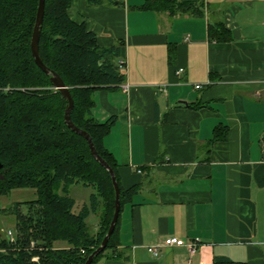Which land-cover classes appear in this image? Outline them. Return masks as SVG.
<instances>
[{
  "label": "crops",
  "instance_id": "obj_1",
  "mask_svg": "<svg viewBox=\"0 0 264 264\" xmlns=\"http://www.w3.org/2000/svg\"><path fill=\"white\" fill-rule=\"evenodd\" d=\"M161 1L71 0L68 12L100 47L116 46L126 72L95 91L92 112L115 116L104 144L123 188H139L99 264H264V0H173L198 1L201 14L150 5ZM216 22L229 39L210 36ZM168 236L202 245L147 252Z\"/></svg>",
  "mask_w": 264,
  "mask_h": 264
},
{
  "label": "trees",
  "instance_id": "obj_2",
  "mask_svg": "<svg viewBox=\"0 0 264 264\" xmlns=\"http://www.w3.org/2000/svg\"><path fill=\"white\" fill-rule=\"evenodd\" d=\"M108 1L112 0H87L89 5ZM199 4L164 0L150 5L201 14ZM38 6L39 0H0V198L15 188L36 190V198L25 202L32 212L19 217L16 235L0 234V264H87L108 232L115 188L110 172L93 156L86 138L66 124L68 100L34 59L31 40ZM70 7L71 0H45L40 56L69 87L74 99L72 120L90 134L98 153L114 170L122 205L139 187L123 188L117 161L105 147L104 138L115 116L100 121L92 108L95 91L121 86L126 72L116 62V46L100 47L95 32L71 19ZM208 28L217 40L231 37L223 22L210 23ZM220 129L217 126V136ZM74 185L92 190L81 206L71 193ZM92 214L99 218L95 233L87 222ZM117 225L108 246L92 264H99L115 246ZM59 242L68 247H58ZM215 264L244 263L219 259Z\"/></svg>",
  "mask_w": 264,
  "mask_h": 264
},
{
  "label": "water",
  "instance_id": "obj_3",
  "mask_svg": "<svg viewBox=\"0 0 264 264\" xmlns=\"http://www.w3.org/2000/svg\"><path fill=\"white\" fill-rule=\"evenodd\" d=\"M44 16H45V0H39L36 23L34 26V31H33L32 40H31V48H32V53H33L34 59L40 68H42L46 73L51 74L52 86L54 88L60 90L62 95L65 98H67V100H68V105H67V108L65 111V122H66V124L69 126L70 129H72L73 131L79 133L80 135H82L86 138V140L89 143V147L91 149L93 156L103 166H105L108 169V171L110 172V174L112 176V182H113V185L115 188V210H114L113 218H112V221L110 223L108 232L104 236L100 246L88 257L87 264H92L94 257L106 249V247L108 246L110 237L112 236L113 232L115 231L116 224L118 222L119 214H120V210H121V201H120L121 191H120V187H119V184L117 182L114 170L110 167V165L98 153L96 146H95L93 139L90 136V134L87 131L82 130L81 128L77 127L75 125V123L73 122L72 117H71V112H72V109L74 107V99H73V96L71 94L69 87L66 85L64 80L61 78V76L57 72L51 70L43 62V60L40 56L39 40H40L41 27H42V24L44 21ZM1 166H2V164L0 163V167Z\"/></svg>",
  "mask_w": 264,
  "mask_h": 264
},
{
  "label": "rangeland",
  "instance_id": "obj_4",
  "mask_svg": "<svg viewBox=\"0 0 264 264\" xmlns=\"http://www.w3.org/2000/svg\"><path fill=\"white\" fill-rule=\"evenodd\" d=\"M78 188L80 190L79 192L75 193V195L78 197L77 199H79V203H81L80 201L83 200L88 201L89 195L92 190L82 186ZM72 193H74V191ZM35 198H36V190L33 188H15L10 193L0 198V208H1L0 234L1 235L9 236L13 238L14 233L16 232V223L19 221V217H21L22 215L23 216L28 215L29 213L32 212L29 208V204H25V202L34 200ZM17 202H21V204L17 205L18 204ZM17 210L19 211V214L18 213L16 214ZM92 216L89 219V223H92L94 220L93 219L94 217ZM58 247H68V245L65 242H59ZM82 252H84L83 249Z\"/></svg>",
  "mask_w": 264,
  "mask_h": 264
},
{
  "label": "built area",
  "instance_id": "obj_5",
  "mask_svg": "<svg viewBox=\"0 0 264 264\" xmlns=\"http://www.w3.org/2000/svg\"><path fill=\"white\" fill-rule=\"evenodd\" d=\"M123 63L119 64V67H123ZM181 70H179L180 72ZM201 84H197L196 88H201ZM124 88H127L124 85ZM202 245V242L199 238L194 239H183L178 236H168L161 242H156L146 247V250L149 254L154 257H159L161 255V249L165 247H184L186 248L191 254H194L197 249Z\"/></svg>",
  "mask_w": 264,
  "mask_h": 264
}]
</instances>
